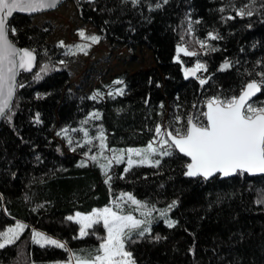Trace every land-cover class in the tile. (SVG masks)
<instances>
[{
    "label": "trees",
    "instance_id": "16d2710c",
    "mask_svg": "<svg viewBox=\"0 0 264 264\" xmlns=\"http://www.w3.org/2000/svg\"><path fill=\"white\" fill-rule=\"evenodd\" d=\"M67 1L104 41L132 53L145 45L156 65L123 73V95L93 99L72 89L68 65L74 57L51 41L54 25L13 16L10 39L34 50L38 66L21 73L11 120L0 126V231L26 224L14 244L0 249V264H57L73 254L94 255L106 230L97 224L80 237V225L67 218L110 205L127 191L149 206H171L175 221L172 227L154 221L144 236L133 232L125 247L135 264H264V175L190 177L189 158L171 145V155H161L158 165L116 163L107 176L96 162L81 166L85 149L70 151L56 132L77 129L97 111L110 147H137L156 138L158 126L176 134L189 117L203 122L209 99L238 96L247 83L264 80V0ZM241 8L253 15L240 16ZM191 40L207 46L181 59L187 66L201 59L206 70L186 78L177 49ZM225 62L231 66L225 69ZM44 65L47 71L40 72ZM261 87L253 101L264 107ZM35 228L66 247L35 243Z\"/></svg>",
    "mask_w": 264,
    "mask_h": 264
},
{
    "label": "snow or ice",
    "instance_id": "6c2138e0",
    "mask_svg": "<svg viewBox=\"0 0 264 264\" xmlns=\"http://www.w3.org/2000/svg\"><path fill=\"white\" fill-rule=\"evenodd\" d=\"M58 0H0V118L11 120L12 100L18 85L16 78L21 70L25 72L32 71L36 61L34 50L17 48L9 39V33H15V28L9 27V18L15 12H36L41 9L54 7ZM240 16L253 15L252 11L245 12L244 8L238 10ZM79 35L91 41L98 43L99 36H86L83 30ZM211 39L217 37L209 33ZM201 47H205V42H199ZM61 46L63 42H61ZM90 44H78L68 46L69 53L72 48L79 52H85ZM178 53L183 52L186 55H196V53L188 52L184 47H178ZM63 63V61L61 62ZM231 65L225 62L223 67L229 68ZM47 65L40 68V72H46ZM206 70L203 64H196L194 69L185 70V75L195 76L197 70ZM39 78V74H36ZM206 81L201 80L204 84ZM115 84H122V81H114ZM261 83L252 81L247 83L241 90L238 96H232L221 100L218 97H213L207 101V111L202 113L205 117L203 122L197 117L196 122L191 117L187 119V126L181 131L175 129L176 135L172 131H167L164 135L171 137L172 146L191 158V163L187 165L186 175L198 176L202 175L205 178L216 172H220L225 176L237 173H264V107H254L249 101L256 93L261 91ZM115 94L123 95V89L117 88ZM109 95H113L112 92ZM93 99L96 97L93 96ZM95 115V114H94ZM38 119V116H37ZM156 133H161V127L155 129ZM87 135V133H85ZM100 153L99 156L92 155L91 161L99 162L103 156V150L107 148L103 130L100 131ZM72 143L71 140L68 141ZM86 143H92V139L86 140ZM164 145L169 144V140L163 139ZM111 158H105L106 163L99 166L105 171L113 163H122L125 153L122 151L118 155L115 151ZM157 149L150 143L146 149H127V165L130 169L134 164L150 163L149 156L155 153ZM162 155H171L168 151H163ZM133 155L140 157L139 160H133ZM158 165L159 161H155ZM87 164V161H82V165ZM128 169H125L127 171ZM111 177H108L110 180ZM126 198L132 204L137 205V211L140 208H147L140 201L136 200L130 194L121 197V202ZM171 207V206H170ZM152 210H148L142 215L150 216ZM163 216L164 213L162 212ZM68 220H75L79 225L80 237L89 235V229L94 225L100 224L106 230V236L102 237V242L95 250L94 255H89L88 258L75 257V264H135L132 258V253L126 251L125 241L131 240L133 232L137 236H144L150 229L142 228V225L148 223L145 219H136L133 215H121L120 204L117 203V210L112 207H104L103 209L94 210L92 213L82 215L76 213L75 216H69ZM169 227L173 226V222H168ZM26 225L16 224L15 227L8 228L6 231H0V249L7 245L14 244L19 239ZM32 239L35 243L41 246H55L65 248L66 245L55 239H52L41 232H33ZM159 239V237H156ZM75 256V254H73Z\"/></svg>",
    "mask_w": 264,
    "mask_h": 264
},
{
    "label": "rangeland",
    "instance_id": "374dc122",
    "mask_svg": "<svg viewBox=\"0 0 264 264\" xmlns=\"http://www.w3.org/2000/svg\"><path fill=\"white\" fill-rule=\"evenodd\" d=\"M51 22L52 25H54V31L52 33L51 41L53 43L61 45V42H63V45L65 48L68 49V46H75L78 44H90L91 46L86 49L85 52H79L75 49V47L72 48V52L75 54L74 62L70 63L68 65V72H70V84L72 86V89H76L84 94H88L90 96H95L97 99H106L110 92L115 94V90L117 88H122L124 90L125 88V81L122 77V74L125 72H128L130 74L134 73L135 71H139L145 68H150L152 66H155V58L153 57V52L150 48L147 46H142L138 48L135 52H131L127 46L123 44H113L108 43L104 41L99 35V32L97 28L93 27L92 24L88 22H83L82 19L79 16V13H77V8L75 6V3L72 1L64 2L60 7L54 9V10H48V12H40L37 13V15L33 16V22L35 24H43L45 22ZM83 30L85 32L86 36L89 35H95L99 36L100 40L98 43H92L89 40H86L82 38L79 33ZM201 47L200 43L196 42L195 40H191L189 44H181L179 47H184L187 49L188 52L195 53L196 51H204L206 48ZM186 55L183 52L177 51V59L181 62H183L182 55ZM192 56V55H189ZM203 64L205 66V62L201 59H196V61L193 63L192 66H187L183 62L184 67V75L185 70L187 69H194L196 64ZM206 68V66H205ZM202 71H205L204 69L197 70L196 75L201 73ZM186 78L191 77V75H185ZM122 81V84H115L114 81ZM254 107H261L256 102L251 103ZM95 114V115H94ZM95 119H98V112L93 111L88 118L84 121V123L77 127V129L71 130L68 127L58 129L57 135L58 138L63 141L70 151H75L78 147H83L85 149V152L80 154L81 161H87V164L94 163V161L90 160V157L92 155L99 156V153L101 151L100 149V141L99 139H96L100 135V131L103 130L100 124H97ZM161 133L158 134L156 138H154L152 141L149 142L152 143L153 147L157 149L155 153H151L149 156L150 163L145 164H156L155 161L160 162L161 153L163 151L171 152V141L168 139V136L164 135L165 132L168 131V128L162 126ZM87 133V135H85ZM104 136L106 138L105 130H103ZM92 139V143H86V140ZM163 139L169 140L168 145H164L162 143ZM71 140L72 143H69L68 141ZM105 143L107 145V148L103 150V156L100 157L98 165L106 163L105 158H111L113 155L112 151H109V149L116 152L118 155L120 152H124V161L127 164V149H137V150H143L146 149L149 145H140V146H125V147H110L108 144V141L105 139ZM71 145V146H70ZM133 160H139L140 157H136L133 155ZM116 164V161L113 160V163L107 170V176L112 171V168ZM136 165V164H134ZM101 168V167H100ZM102 173H105V171L101 168ZM126 194H130L133 196L136 200L140 201L142 205H146L147 208H140L139 211H137V205L132 204L130 201H127L126 198L121 202V197L126 196ZM117 203L120 204V214L121 215H133L136 219H145L148 221L147 224L142 225L143 227H148L151 229L152 224L154 221L157 220H163L167 224L169 221L173 222V225L175 224V221L172 218L171 211L172 207H154L149 206L146 204L143 200L137 199L132 192L123 193L120 196L116 197L114 201L110 205H104V207H112L113 210H117ZM104 207H96L92 209L90 212H75L71 216H75L76 213H80L82 215H87L92 213L94 210L97 209H103ZM152 210L150 216L142 215V213ZM164 213L162 216L161 213ZM23 224L26 225L24 222H16L13 225H10V227H15L16 224ZM26 228V227H25ZM24 228V230H25ZM23 230V231H24ZM35 232H41L45 234L43 231L35 228ZM23 233V232H22ZM21 233V234H22ZM20 234V235H21ZM107 234V233H106ZM46 236L55 239L59 242V238H55L54 236H51L49 234H45ZM106 236V235H105ZM126 251L128 249L125 247ZM86 259V258H85ZM39 264V263H36Z\"/></svg>",
    "mask_w": 264,
    "mask_h": 264
},
{
    "label": "water",
    "instance_id": "95a60500",
    "mask_svg": "<svg viewBox=\"0 0 264 264\" xmlns=\"http://www.w3.org/2000/svg\"><path fill=\"white\" fill-rule=\"evenodd\" d=\"M64 2H66V0H58V3L54 6V7H50V8H45V9H41V10H39V11H36V12H31V13H29V12H15V13H13V16L15 15V14H22V15H31V16H34V15H37V13H40V12H48V10H54V9H56V8H58V7H60V5H62ZM13 16L12 17H10L9 18V21H8V23H10V21H11V19L13 18ZM9 39H10V36H9ZM14 44H15V46L17 47V48H21V49H28V50H30V51H33V50H31L30 48H28V47H22V46H20L19 44H17L15 41H13L12 39H10ZM34 54H35V56H36V61H35V64H34V66H33V68H32V71H30V72H33L36 68H37V66H38V58H37V53L34 51ZM30 72H25V71H23V70H21L20 72H19V74H18V76H17V78H16V82H17V84H18V81H19V78H20V76H21V73H30ZM252 81H256V80H252ZM251 81V82H252ZM257 83H258V81H256ZM250 83V82H249ZM17 89H18V87H17ZM17 89H16V91H15V94H14V97H13V100H12V106L14 105V103H15V100H16V94H17ZM261 91H262V87H261ZM261 91L260 92H258V93H256V95L255 96H253L252 98H251V100L249 101V103H252L253 102V100H255V98L256 97H258L260 94H261ZM206 111H207V104H206ZM3 119L4 118H0V126L2 125V121H3ZM173 135H176L175 133H173ZM170 140H171V137H168ZM172 142V141H171ZM177 150H179L178 148H176ZM183 154V153H182ZM184 156H186L185 154H183ZM189 158V161H190V163H191V158L190 157H188ZM187 172V171H186ZM238 173V172H237ZM237 173H234V174H231V175H228V176H225V175H223L222 173H220V172H216V173H214V174H212L211 176H209V177H207V179H209V178H212V177H214V176H217V175H221L222 177H233L234 175H236ZM248 173V172H247ZM251 176H256V175H264V173H249ZM198 176H202V175H198ZM190 177H197V176H190ZM204 177V176H203Z\"/></svg>",
    "mask_w": 264,
    "mask_h": 264
},
{
    "label": "crops",
    "instance_id": "0c3cea01",
    "mask_svg": "<svg viewBox=\"0 0 264 264\" xmlns=\"http://www.w3.org/2000/svg\"><path fill=\"white\" fill-rule=\"evenodd\" d=\"M57 264H75V257L72 256L71 259L61 260Z\"/></svg>",
    "mask_w": 264,
    "mask_h": 264
}]
</instances>
